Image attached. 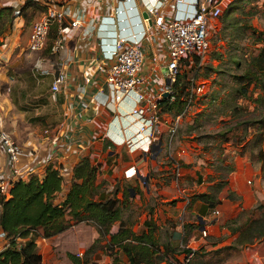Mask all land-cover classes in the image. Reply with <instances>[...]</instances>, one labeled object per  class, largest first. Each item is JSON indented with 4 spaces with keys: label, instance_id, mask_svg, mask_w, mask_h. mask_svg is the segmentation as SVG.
<instances>
[{
    "label": "crops",
    "instance_id": "1",
    "mask_svg": "<svg viewBox=\"0 0 264 264\" xmlns=\"http://www.w3.org/2000/svg\"><path fill=\"white\" fill-rule=\"evenodd\" d=\"M68 1L71 17L76 13L85 23L93 21L95 27L88 30L86 26H77L64 39L58 51L51 49L56 56L46 66L55 68L53 77L58 71L66 74V83L57 91L51 90L61 107V122L52 133L35 132L27 139L25 134L29 129L24 134L19 122L14 130L16 136L25 140L23 146L26 150L21 156L23 166L30 162L33 173L39 176L43 175L48 164L60 167L63 182L55 202L65 198L71 185L73 166L83 156H88L98 166L96 182L101 184L100 188L108 190L111 184L110 170L113 174L118 172L124 180L141 179L145 177L141 175L145 171L144 166L153 164L155 155L161 154L162 150L160 145L152 153L154 147L130 148L124 142L135 133L138 122L136 117L129 115L135 95L131 93L117 107L106 105L104 97L107 86L96 69L102 53L111 48L117 36L129 40L142 37L145 48L141 67L142 86L155 90L163 84V71L159 72V68L163 70V67L153 60V56L163 57L165 47L156 27L149 32L146 30L143 12L147 0ZM169 1L166 0L163 10L170 11L167 6ZM14 47L13 41H6L0 48V60H6V53L13 52ZM99 89H103V92L97 95ZM2 122L1 118L0 125L4 126ZM9 128L7 125L6 129ZM11 129L14 128L11 126ZM92 139L95 140L93 144L90 143ZM251 152L250 149L240 148L233 159L232 169L226 171L223 177L226 183L220 188L215 203L218 214L212 213L213 208H206L202 200L193 197L197 193L209 192L211 186L221 180L215 177L216 171L209 166L202 167L200 162H195L194 168L188 170L194 172L196 178L186 173L179 182H176L178 179L175 181L176 184L170 181V190L166 188L168 185L164 186L165 189L161 191L164 197L161 198L170 203L163 223H170L167 241L176 251L173 253L175 257L170 255L158 264L181 263L184 248L196 250L189 264H264V186L261 185L264 166L263 160L256 154L251 155ZM121 154H126L128 158L125 160ZM136 154L139 156L134 157ZM0 155L2 174L7 168L6 154L2 149ZM105 155L109 156L107 160L104 159ZM181 158L186 159L184 155ZM133 167L136 174L132 173ZM145 186V192L149 193L150 189ZM230 192L234 198L229 197ZM248 215L255 220L249 219ZM117 224L112 225V232L117 231ZM202 229L207 230L206 235L202 234ZM33 237L36 243L33 264H75L71 255L79 252L82 253L78 255L80 264H91V261L114 264L113 258L107 254V237L100 239L96 226L91 222L73 223L50 237H44L42 229L38 227ZM117 255L118 264L128 262L121 251Z\"/></svg>",
    "mask_w": 264,
    "mask_h": 264
},
{
    "label": "rangeland",
    "instance_id": "2",
    "mask_svg": "<svg viewBox=\"0 0 264 264\" xmlns=\"http://www.w3.org/2000/svg\"><path fill=\"white\" fill-rule=\"evenodd\" d=\"M68 2L0 0V8H11L10 12L3 10L0 13V48L6 41H13L15 45L13 52L6 50L7 59L0 60V120L2 118L4 124L0 125V129L21 144L22 152L26 150L23 146L25 140L14 133L18 122L24 134L29 129L25 134L27 139L35 132L52 133L62 119L61 107L50 89L55 68L46 66L56 56L51 50L53 40L49 34L41 50L29 49L28 43L33 24L47 5ZM209 33V46L203 55L197 57L198 61L196 57H187L180 62V73L174 83L184 100L183 109L178 113L175 108L167 111V105L166 108L161 106L165 121L160 134L162 150L161 154L155 155L153 164L144 166L145 171L141 175L147 178L124 180L118 172H109L111 184L106 191L108 195L115 193L120 204L125 202L121 208L124 222L139 233L149 226L144 222L149 220L154 230L162 228V242L167 240L170 231L169 221L163 223L170 202L162 200V189L168 185L166 188L170 190V184H176L177 179L176 182H179L186 173L196 178V174L188 170L194 168L195 162L214 169L215 177L223 179L240 148L250 149L251 155L259 147L262 153L264 149V140L253 141L255 132L260 131L258 119L264 117V103L258 100L262 90L252 82L248 93L241 95L237 93V88L244 82L236 80V75L245 71L250 58L264 44V0H232L210 25ZM198 86L201 88L197 89ZM176 113L180 116L175 123V131L170 134L165 123H174ZM7 125L9 129H6ZM182 155L186 159L181 158ZM108 157L105 155L104 159ZM121 157L128 158L126 154H121ZM262 157L264 159V153ZM1 160L0 155V167ZM261 180L264 186V170ZM145 184L150 189L149 193L145 192ZM128 187H132L133 195L124 197V190ZM248 218L251 216L248 215ZM116 222L119 226V220L113 224ZM114 251L107 254L113 258ZM91 264L96 263L91 261Z\"/></svg>",
    "mask_w": 264,
    "mask_h": 264
},
{
    "label": "built area",
    "instance_id": "3",
    "mask_svg": "<svg viewBox=\"0 0 264 264\" xmlns=\"http://www.w3.org/2000/svg\"><path fill=\"white\" fill-rule=\"evenodd\" d=\"M231 1L170 0L167 4L170 11L163 10L166 0H147L145 2L147 16L143 20L146 23V30L149 32L152 27H156L161 33L165 47L163 57L153 56L156 63L160 62L161 67L166 68L165 71L159 68V72L163 71L164 81L158 89H146L142 86L144 82L141 76V67L145 59L142 37L129 40L117 36L111 48L106 53H102L101 59L97 61L96 69L107 86V93L104 97L106 105L117 107L125 97L131 93L135 95L129 115L136 117L138 122L132 137L124 140L130 148H157L155 146L162 144L161 126L165 121L159 106V99L163 97L174 99L173 83L180 73V62L187 57L203 55L210 43V25ZM53 24H56L58 29L57 36L51 45V49L55 52L62 47L64 39L77 26H86L88 30L95 27L93 21L85 23L77 17L76 13L71 17L69 2L60 5L48 4L46 10L32 26L29 34V49H43ZM64 83H66V74L64 71H58L51 82V90H59ZM200 88L201 86L197 87V89ZM102 92L103 89H99L97 95ZM165 92H168L169 95L165 96ZM179 116L180 114L176 116L174 123H165L170 134L175 131V123ZM94 142V139L90 141L91 144ZM107 146L110 147V144ZM0 149L6 154L7 167L0 174V195H8L11 181L17 178L27 179L33 173V167L30 166V162L23 166L21 144L2 129H0ZM57 168L61 171L60 167ZM135 172L136 168L133 167L132 173ZM212 213L218 214L219 209L213 208ZM202 234L206 235L207 230L202 229ZM25 239L16 237L19 244ZM9 240L6 233L0 231V251L9 244ZM77 255H82V253L79 252ZM193 256V251L184 253L180 264H189Z\"/></svg>",
    "mask_w": 264,
    "mask_h": 264
},
{
    "label": "trees",
    "instance_id": "4",
    "mask_svg": "<svg viewBox=\"0 0 264 264\" xmlns=\"http://www.w3.org/2000/svg\"><path fill=\"white\" fill-rule=\"evenodd\" d=\"M10 9L9 6L1 7L0 13L3 10L10 12ZM57 30V25L53 24L49 30L52 40L57 36ZM262 41L264 43V39ZM196 60L198 61V58ZM236 80L244 82L237 88V93L241 95L248 93V87L252 82L258 84L262 90L258 100L264 103V44L259 52L250 58L245 71L241 75H236ZM173 90L174 99L170 97L159 99L160 109L165 105L169 108L164 107L167 111H171L172 108L177 112L183 109L184 100L181 99L175 83ZM258 123L260 131L257 130L253 135L255 143L264 140V117L258 119ZM262 150L264 153V149ZM263 153L260 147L255 152L256 156L263 160L264 165ZM229 169H232L231 165ZM97 170L98 166L93 164L88 156L81 157L73 166L70 188L65 198L59 202H55L54 199L61 191L63 177L60 170L51 164L46 166L42 176L32 173L27 179L17 178L11 181L9 194L0 195V231H4L10 239L9 244L0 251V264H33L36 252L33 233L38 227L42 229L44 237H50L79 221L91 222L101 237H107V250L109 252L115 250L114 264H118L119 251L128 259V262L123 264L140 262L158 264L172 255L176 249L167 240L161 241V227L154 230L150 227L152 223L145 220V224L149 225L147 230L135 233L124 222L121 208L125 202L122 201L123 204H120V199L115 193L108 195L105 189L100 188L101 184L96 182ZM225 183L226 180L221 179L211 186L209 192L197 193L193 197L202 200L206 208H215L218 192ZM131 189L132 187H128L124 190V197L131 196ZM229 197L234 198V194L230 192ZM115 220H119V226L116 232H112L111 227ZM16 237L26 239L19 244ZM183 251L185 253L193 251L194 255L196 252L191 248H184ZM79 258L77 254L71 255L75 264H80Z\"/></svg>",
    "mask_w": 264,
    "mask_h": 264
},
{
    "label": "water",
    "instance_id": "5",
    "mask_svg": "<svg viewBox=\"0 0 264 264\" xmlns=\"http://www.w3.org/2000/svg\"><path fill=\"white\" fill-rule=\"evenodd\" d=\"M143 15H144V16H147V13L144 11V12H143ZM165 70H166V68H163V71H165ZM164 95H165V96H168V95H169V93H168V92H165V93H164ZM154 146H155V145H154ZM155 147H157V148H158V145H157V146H155ZM144 178H147V177L145 176ZM132 192H133V191H132V189H131V195H133V194H132Z\"/></svg>",
    "mask_w": 264,
    "mask_h": 264
}]
</instances>
